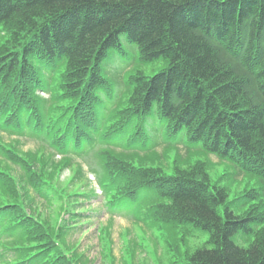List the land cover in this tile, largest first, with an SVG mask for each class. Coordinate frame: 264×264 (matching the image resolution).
<instances>
[{
	"label": "trees",
	"instance_id": "1",
	"mask_svg": "<svg viewBox=\"0 0 264 264\" xmlns=\"http://www.w3.org/2000/svg\"><path fill=\"white\" fill-rule=\"evenodd\" d=\"M122 40L140 61L166 68L117 72L111 82L102 65ZM0 128L66 155L48 165L42 151L0 144L37 191L103 145L91 170L109 202L131 205L137 222L134 210L145 208L156 227L191 223L208 233L184 264H264V0H0ZM182 131L257 189L228 200L204 166L168 175L143 164L168 147L163 134ZM19 200L2 161L0 232L49 239Z\"/></svg>",
	"mask_w": 264,
	"mask_h": 264
},
{
	"label": "rangeland",
	"instance_id": "2",
	"mask_svg": "<svg viewBox=\"0 0 264 264\" xmlns=\"http://www.w3.org/2000/svg\"><path fill=\"white\" fill-rule=\"evenodd\" d=\"M120 48L114 58L105 61L102 65L104 76L111 82L118 75L117 72L129 74L141 71L149 76L164 70L167 66L163 60L140 61L137 47L124 40ZM163 138L168 144L167 150L159 148L157 154L147 157V161L143 162L144 165L159 166L168 175L174 173L176 168L204 166L210 184L227 189L228 200L257 189L256 179L235 176L232 164L199 151L183 131L165 133ZM0 140L10 142L1 130ZM151 140V137H147L146 142ZM13 142L27 154H31L35 149L43 150L44 161L48 165L55 163L60 157L56 155L53 157L52 149H46L43 142L35 138L20 137ZM161 145L165 146L163 143ZM96 154L97 151H93L88 157L74 156L75 164L69 168L65 166L54 173L53 181L56 187L64 191L62 200L52 197V192L48 188H45L42 194L35 193L28 185L20 182L18 167L11 165L14 169L12 174L27 191L24 197L28 207L47 224L61 229L59 234L63 246L77 263L184 264L189 254L206 243L208 233L191 223L178 227H156L151 223L144 225L132 222L118 210L110 211L103 195H100L90 168L87 167L89 164L96 166ZM181 155L187 156L181 158ZM45 192H49L47 196L44 195ZM61 201H66L67 209L70 210L68 213L59 212ZM236 242L245 245L239 236Z\"/></svg>",
	"mask_w": 264,
	"mask_h": 264
}]
</instances>
